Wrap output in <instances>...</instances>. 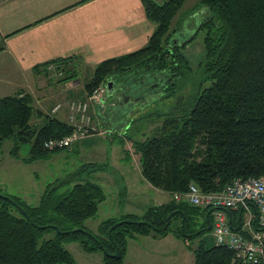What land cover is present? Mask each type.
Returning a JSON list of instances; mask_svg holds the SVG:
<instances>
[{"label": "trees", "instance_id": "16d2710c", "mask_svg": "<svg viewBox=\"0 0 264 264\" xmlns=\"http://www.w3.org/2000/svg\"><path fill=\"white\" fill-rule=\"evenodd\" d=\"M141 1L146 17L155 24L147 43L97 63L84 87L91 93L100 83L107 88V81L113 80L112 87L124 86L128 93L130 87L152 82L151 90L159 87L161 97H170L186 81L198 78V88L187 98L150 113L159 120L152 135L124 134L138 154L143 177L170 193L185 190L190 182L216 191L235 177L264 175V0H199L204 17L194 34L203 31V55L194 66L184 49L195 36L181 41L178 28L170 27L185 0ZM206 81L209 84L203 86ZM35 112L29 93L0 97V151L3 140L12 138L8 152L23 162L55 152L43 142L69 133L72 126L50 115L41 124L32 123ZM25 142H30L29 152L21 158L19 149ZM104 164L81 163L46 185L34 205L0 185V264H77L65 246L71 241L86 251H102L104 264H123L128 238L169 232L188 242L193 264H249L226 244L208 242L209 208L171 198L141 214L104 218L97 230L89 229L84 221L105 199L103 187L90 175ZM252 224L264 231L255 215ZM230 225L241 228L231 221Z\"/></svg>", "mask_w": 264, "mask_h": 264}, {"label": "crops", "instance_id": "0c3cea01", "mask_svg": "<svg viewBox=\"0 0 264 264\" xmlns=\"http://www.w3.org/2000/svg\"><path fill=\"white\" fill-rule=\"evenodd\" d=\"M198 2L195 0L188 12L195 15L197 9H202L197 7ZM197 20L196 24L199 25L202 17ZM187 24L190 25V22ZM188 25L177 27L176 34L181 41L195 36V27ZM154 26L146 17L141 0H0V97L17 91L29 93L36 111L31 117L32 123L41 124L45 115L55 116L68 123L71 117L78 119L80 111L71 107V103L87 98L89 93L84 85L95 65L106 58L144 46ZM191 41H187L184 53L190 64L196 65L203 55V45L201 47L200 43ZM58 58L63 59L53 61ZM49 64L52 70L60 74L50 77L47 69ZM68 74H72L71 77L63 80ZM106 96L110 101L118 99L109 91ZM58 102L59 107L53 110ZM116 102L119 107L115 109V104L108 105L103 111L97 105L90 104L85 114L88 115L87 110L91 106L93 115L99 112L100 119L107 116L115 118L114 115L124 118L125 114L133 116L132 113L139 106L134 104L138 100L131 96L124 99L123 105L118 100ZM124 104L130 105L131 109L125 110ZM132 105L137 106L134 108ZM88 116L91 123V116ZM99 118H95L97 126ZM117 125L108 126L112 133ZM108 127L106 129H110ZM120 136L127 141L124 132ZM121 151L116 165L109 162L104 166L105 170L103 167L90 175V179L100 184L105 193V199L98 204L97 210L108 196L114 199L113 213H107L104 218L123 213L141 214L149 206L164 203L170 197L167 191L153 186L143 177L139 158L133 164L125 149L121 148ZM251 208L255 215L254 206ZM240 212L241 218L238 217ZM228 217L243 229L242 223L246 218L243 211L229 210ZM101 220L95 222L93 227L84 224L95 231ZM148 237L156 239L152 235L128 238L123 264H170L169 260L173 256L170 252H174L180 238L171 232L160 236L157 245L161 248L155 255L153 247H147L151 241ZM167 244H170L169 250ZM178 264H184V261Z\"/></svg>", "mask_w": 264, "mask_h": 264}, {"label": "rangeland", "instance_id": "374dc122", "mask_svg": "<svg viewBox=\"0 0 264 264\" xmlns=\"http://www.w3.org/2000/svg\"><path fill=\"white\" fill-rule=\"evenodd\" d=\"M194 2L195 0H185L182 3L181 7L179 8V10L174 15L171 21V28L178 27L181 24L188 25L187 23L190 22V25L188 26L195 27L196 30V28L198 27V25L196 24V21L198 22L197 19H199L200 16L203 18L204 15L202 13V9H197L195 15L192 14V12H188L189 10H191L190 7ZM189 15H191L190 18H188ZM175 21L178 22L174 26ZM184 30L185 27L183 31ZM202 38L203 31L199 30L195 34V37L191 41V43H200L202 47ZM82 73L85 74L84 71H82ZM82 76L80 75V77ZM190 81L191 80L186 81L185 85L181 89H175L174 94L170 97H161L163 91H161L159 87L155 89L152 88V90L151 88H149V90H147L143 94V96L139 98L138 102L134 103L138 104L139 106L132 105L134 108H136L137 106L135 112L132 113L133 116H130V114H125L124 118H122L121 116L117 117L116 115H114L115 118L107 116L104 119H100L99 112L96 114L94 113L93 115V109H91L90 106V108L87 110V114L91 116L90 125L92 124V127H94V129L92 130L91 126L87 124L85 125L87 127V130H84L82 132L81 130H78L80 135L79 138H76L75 136H73V133L75 132V128L78 126V121L76 119H69L68 121L69 124H71L72 126V130L63 136H71L70 142L68 144L57 145L55 147H46L43 145L46 149L55 151L51 154V156L45 159H36L31 162H23L20 158H14L8 152L9 148L13 143L12 138L4 139L0 151L1 187L5 191L16 194L25 199L31 205H34L38 203L39 198L41 197V193L45 189L46 185L52 184L57 180V178H64L66 175L76 170L79 165H81V163L83 162L101 161L102 163H105L104 166H107L109 162H112L116 165L119 156L122 153L121 148L122 150L124 148L125 153L128 154V157L132 160V163L134 164L136 161H138V155L133 150L131 140L127 139V141L125 142L121 139L120 135H122V132H124V134H129L133 138H144V136L152 135L156 125L159 124V120H157L156 114L150 113L154 112V110L163 112L169 106L177 104L178 98L181 97V99H185L189 96V93H191L192 91L195 92L198 88V78H192V83ZM208 84L209 81H206L204 82L203 86H206ZM153 85L154 83L148 87H151ZM117 87H119V85ZM110 100L108 99L109 106L115 104V109L119 107V104L116 102L117 100ZM125 107L126 108L124 109L127 111L131 109L130 105L126 104ZM95 118H99V120L97 121L99 126L96 125ZM127 119L128 121L125 123ZM100 120H103L104 122L102 123ZM114 124L118 125L114 128L115 130L112 133L111 128L108 126H112ZM106 127L110 129H106ZM82 141H84V143L81 144L80 142ZM29 147L30 142H25L20 146L19 156L21 158L28 155ZM105 168L106 167H104L103 169L105 170ZM108 169L109 167L107 168V170ZM167 194L168 196H171V192H168ZM168 198L167 201L170 200V197ZM114 209V199L112 196H108L106 201L104 203H101V205L99 206L97 213L94 216L88 217L84 221V223L87 224L89 227H93L95 222L103 219L106 215H108L107 213H113ZM178 222L179 221L176 220L172 223L173 225H175V223L178 224ZM154 237H156L155 240L152 239V237H148L151 241L147 243V247H149L150 249L151 247H153L152 249L155 250L156 255L157 250L161 248L160 245H157L160 236ZM207 240L208 242H214V238L210 233L209 235L207 234ZM164 243L167 242L165 241ZM187 243V241L184 242L179 239L178 246L175 248L174 252H170V254H173L172 258L169 260L171 261L170 264H178L182 261H184V264H193V255L190 249L187 247ZM65 246L71 252L77 264H104V254L100 250L86 251L77 241L67 242L65 243ZM166 247L169 250L170 244H167Z\"/></svg>", "mask_w": 264, "mask_h": 264}, {"label": "built area", "instance_id": "2783aa9c", "mask_svg": "<svg viewBox=\"0 0 264 264\" xmlns=\"http://www.w3.org/2000/svg\"><path fill=\"white\" fill-rule=\"evenodd\" d=\"M49 76L54 77L60 73L52 70L51 64L47 66ZM106 85L100 83L85 100L72 102L71 107L80 111V117L76 119L73 136L79 138V131L87 130L85 125H90V117L85 114L90 104H95L100 110L108 105ZM59 102L53 106V110L59 107ZM84 125V126H83ZM92 128V127H91ZM79 130V131H78ZM75 138V139H76ZM71 136L49 138L43 142L46 147L68 144ZM171 199L176 202H186L195 206L207 207L210 210V232L215 243L226 244L235 251L236 256L249 264H260L264 256V231L253 228L252 208H255L256 223L264 227V175L235 177L222 189L216 191H204L196 183L190 182L185 190L171 192ZM229 210H241L246 214L242 223L243 229L235 230L230 225Z\"/></svg>", "mask_w": 264, "mask_h": 264}, {"label": "flooded vegetation", "instance_id": "af4514ba", "mask_svg": "<svg viewBox=\"0 0 264 264\" xmlns=\"http://www.w3.org/2000/svg\"><path fill=\"white\" fill-rule=\"evenodd\" d=\"M113 85H114V82L112 83ZM125 86H127L126 84H125V82L123 83ZM153 83L152 82H149V83H147V84H142L141 85V87H139V88H135V89H132L131 87L129 88V92L127 93V91H126V87H124L123 86V92L120 90L121 89V87H117L116 85L114 86L115 88H117L118 90L114 93V96L115 97H117L118 99V102L120 103V104H122L123 103V101H124V99H125V95H128V98L127 99H129V97L131 96L133 99L135 98V100H138L140 97H142L143 96V94L147 91V90H149V88L150 87H148V86H150V85H152ZM122 86V85H121ZM120 91V92H119ZM116 93H118V95L116 96ZM129 103V102H128Z\"/></svg>", "mask_w": 264, "mask_h": 264}, {"label": "water", "instance_id": "95a60500", "mask_svg": "<svg viewBox=\"0 0 264 264\" xmlns=\"http://www.w3.org/2000/svg\"><path fill=\"white\" fill-rule=\"evenodd\" d=\"M114 81L113 80H109V81H107V91H111L112 93H114L113 91H115L114 89V87H112V83H113ZM120 89V88H119ZM123 86L121 87V91L123 92ZM120 92V91H119ZM118 95V93H116V96ZM127 98H128V95H125V100H127ZM208 228H210V225H208ZM114 255H118V252H116Z\"/></svg>", "mask_w": 264, "mask_h": 264}]
</instances>
